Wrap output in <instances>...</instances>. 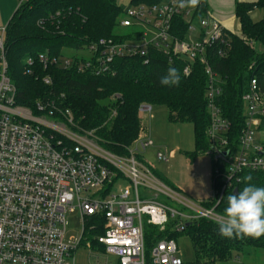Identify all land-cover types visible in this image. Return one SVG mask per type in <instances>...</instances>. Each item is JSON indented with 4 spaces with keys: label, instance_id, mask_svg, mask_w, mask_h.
Listing matches in <instances>:
<instances>
[{
    "label": "built area",
    "instance_id": "2783aa9c",
    "mask_svg": "<svg viewBox=\"0 0 264 264\" xmlns=\"http://www.w3.org/2000/svg\"><path fill=\"white\" fill-rule=\"evenodd\" d=\"M17 1L20 7L29 0ZM204 1L185 9L175 6L178 0L128 6L118 23L119 30H130L126 39H100L78 51L87 57L49 60L39 56L45 68L48 64L65 70L76 68L80 74L95 77L113 74L112 66L119 59L141 58L147 64L151 52L167 57L170 63L182 61L185 77L196 63L204 66L209 78L206 98L210 118L205 154L212 160L213 194L201 204L181 197L138 162L139 151L153 146L149 138L140 137L133 144L135 152L130 147L127 156H118L105 150L92 132L75 125L70 111L55 114L49 106L38 105V112L44 114L40 117L16 105L17 89L9 77L5 49L7 27H0V264H76L74 254L89 236H93L90 247L96 243L104 253L117 257L119 264H186L176 242L169 239L160 240L148 258L145 225L164 232L173 223L172 231L177 233L200 220L220 225L226 217L216 208L228 191L236 189L241 175L264 174V143L256 138L264 122V92L252 78L242 96L245 126L234 140L231 123L218 103L220 81L206 56L219 44L223 49L218 56L228 57L229 31L208 8L200 16ZM175 18L187 25L183 40L171 33ZM248 44L255 46L252 41ZM43 81L52 84L50 78ZM151 111L150 105L143 104L139 115ZM158 160L168 162L161 153ZM120 180L130 184L120 186ZM140 187L155 199L165 197L176 208L146 199ZM207 202L215 205L206 207ZM77 210L82 231L67 239V215ZM100 224L101 236L96 234Z\"/></svg>",
    "mask_w": 264,
    "mask_h": 264
},
{
    "label": "trees",
    "instance_id": "16d2710c",
    "mask_svg": "<svg viewBox=\"0 0 264 264\" xmlns=\"http://www.w3.org/2000/svg\"><path fill=\"white\" fill-rule=\"evenodd\" d=\"M162 1L130 0L129 6H153ZM200 9L202 16L207 10L205 1ZM256 10L264 13V0L236 3L234 15L240 24L241 36L227 32L231 50L225 59L218 56L223 45L217 44L206 53L209 66L220 81L222 95L218 103L231 123L234 140L245 126L242 96L247 92L250 80L256 78L264 92V15L254 21L251 14ZM124 12L125 8L119 6L117 0H29L18 7L5 36L9 77L17 89L16 105L35 114H39L38 105L49 106L48 110H54L55 114L68 110L75 125L92 132L105 150L118 156H127L129 148L139 138L140 106H165L172 122L193 125L194 155L205 153L210 122L206 98L209 78L199 63L195 64L189 77H185L182 61L173 59L170 63L167 57L151 52L147 64L141 58L119 59L112 66L113 74L95 77L89 73L80 74L76 68L65 70L53 64L45 68L40 62V55L58 60L66 49L78 52L100 39H126L130 30L122 35L117 33ZM172 26V35L183 40L187 25L181 18H175ZM249 41L255 46L251 47ZM170 67L180 71L178 87L160 85V78ZM45 78L51 79L50 86L44 83ZM109 99L113 104H102ZM247 174L253 177L250 183L264 187L263 173L245 172L235 186L238 191L245 186L242 178ZM231 193L234 194V190L228 191L217 206L218 214L224 216L226 196ZM214 205L205 203L206 207ZM172 228L173 223L164 232H159L158 228L145 225L148 258L160 240L175 239L179 233ZM103 233L100 224L96 234L101 236ZM184 233L191 240L197 264L224 262L234 254H249L252 250L264 251V236L224 238L219 234V225L206 220L190 224ZM93 246L97 244L93 243Z\"/></svg>",
    "mask_w": 264,
    "mask_h": 264
},
{
    "label": "rangeland",
    "instance_id": "374dc122",
    "mask_svg": "<svg viewBox=\"0 0 264 264\" xmlns=\"http://www.w3.org/2000/svg\"><path fill=\"white\" fill-rule=\"evenodd\" d=\"M218 7H221L227 17H234V7L232 0H216ZM122 8H128L130 0H117ZM19 5V4H18ZM255 21L260 20L264 13L256 11ZM235 29H238V23L235 22ZM123 31H117L121 34ZM237 34V33H236ZM241 36V32L237 34ZM256 48H259L258 45ZM73 57H87L84 52H74L72 50H63L62 58L70 59ZM113 99V97H112ZM102 104L111 105L113 101H103ZM151 114L139 115L141 121V132L139 138L146 137L153 142V146L146 151L140 150L137 160L146 167L162 183L174 189L181 197L194 204H201L207 201L213 194V165L211 158L205 153L194 155L195 138L194 128L188 122H172L170 120L169 110L165 106H152ZM35 114V113H34ZM43 117L44 114H35ZM138 138V139H139ZM259 141L264 143V122L258 135ZM136 146H131V151ZM161 153L167 157L168 162L158 160V154ZM120 186H128L127 180H120ZM141 196L146 199L157 200L160 203L168 205L175 209V204L166 200L165 197L154 198V195L148 194L143 187L139 188ZM68 234L70 237H77L82 231V224L78 210L76 213L67 215ZM88 241H84L75 252L76 264H119L118 258L104 253L98 246L90 247L93 236H89ZM174 241L176 242L181 258L186 264H197L192 243L186 233H179ZM150 264V263H149ZM213 264H264V251H250L249 254H234L230 260L224 262H215Z\"/></svg>",
    "mask_w": 264,
    "mask_h": 264
},
{
    "label": "clouds",
    "instance_id": "9594fccd",
    "mask_svg": "<svg viewBox=\"0 0 264 264\" xmlns=\"http://www.w3.org/2000/svg\"><path fill=\"white\" fill-rule=\"evenodd\" d=\"M200 0H178L179 9L196 8ZM181 83L180 71L170 67L160 78L162 87H178ZM245 186L238 194L226 196L227 206L223 210L226 217L219 225V234L224 238H260L264 236V187L250 183L251 174L243 176ZM225 198V197H224ZM219 202V200H218Z\"/></svg>",
    "mask_w": 264,
    "mask_h": 264
},
{
    "label": "crops",
    "instance_id": "0c3cea01",
    "mask_svg": "<svg viewBox=\"0 0 264 264\" xmlns=\"http://www.w3.org/2000/svg\"><path fill=\"white\" fill-rule=\"evenodd\" d=\"M258 0H232V4L235 11V5L238 2H248V3H255ZM205 3L207 5L208 11L210 14L221 24L223 27L232 33L241 32V27L237 19L234 17L231 19L227 17V13H223L220 8L218 7L216 0H205ZM18 1L17 0H0V27H7L10 23L11 19L13 18L14 14L16 13L18 9ZM257 11V10H256ZM256 11L251 14L252 19L254 20L255 17H257ZM255 21V20H254ZM235 22L238 23V29L236 30L234 27ZM261 142V141H260Z\"/></svg>",
    "mask_w": 264,
    "mask_h": 264
},
{
    "label": "water",
    "instance_id": "95a60500",
    "mask_svg": "<svg viewBox=\"0 0 264 264\" xmlns=\"http://www.w3.org/2000/svg\"><path fill=\"white\" fill-rule=\"evenodd\" d=\"M234 194H238V189H235L234 190Z\"/></svg>",
    "mask_w": 264,
    "mask_h": 264
}]
</instances>
